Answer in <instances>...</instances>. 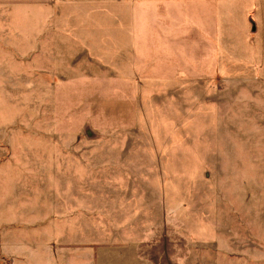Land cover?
<instances>
[{"label": "rangeland", "instance_id": "rangeland-1", "mask_svg": "<svg viewBox=\"0 0 264 264\" xmlns=\"http://www.w3.org/2000/svg\"><path fill=\"white\" fill-rule=\"evenodd\" d=\"M227 7L212 72L142 84L0 8V264H264V0Z\"/></svg>", "mask_w": 264, "mask_h": 264}, {"label": "crops", "instance_id": "crops-1", "mask_svg": "<svg viewBox=\"0 0 264 264\" xmlns=\"http://www.w3.org/2000/svg\"><path fill=\"white\" fill-rule=\"evenodd\" d=\"M230 1L0 0V8L13 7L16 17L31 16L33 21L41 17L40 28L25 31L28 37L16 43L27 42L21 49L44 39L60 47L66 67L71 54H79L85 69L76 77L142 84L212 72L214 60L224 52ZM8 32L0 30L4 47L15 44Z\"/></svg>", "mask_w": 264, "mask_h": 264}]
</instances>
